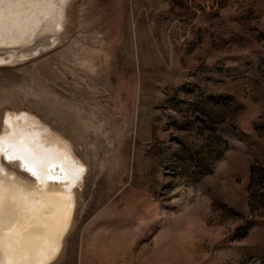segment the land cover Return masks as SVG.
Instances as JSON below:
<instances>
[{
	"label": "rangeland",
	"instance_id": "obj_1",
	"mask_svg": "<svg viewBox=\"0 0 264 264\" xmlns=\"http://www.w3.org/2000/svg\"><path fill=\"white\" fill-rule=\"evenodd\" d=\"M70 3L0 65V135L31 113L85 165L49 264H264V0Z\"/></svg>",
	"mask_w": 264,
	"mask_h": 264
},
{
	"label": "bare ground",
	"instance_id": "obj_2",
	"mask_svg": "<svg viewBox=\"0 0 264 264\" xmlns=\"http://www.w3.org/2000/svg\"><path fill=\"white\" fill-rule=\"evenodd\" d=\"M70 2L0 0V50L8 53L0 55V65L22 56L17 49L42 35H58ZM5 120L0 157L5 150L7 158L20 160L34 178L9 171L0 158V264H49L68 234L75 213L74 186L85 165L70 142L38 116L10 113Z\"/></svg>",
	"mask_w": 264,
	"mask_h": 264
},
{
	"label": "snow or ice",
	"instance_id": "obj_3",
	"mask_svg": "<svg viewBox=\"0 0 264 264\" xmlns=\"http://www.w3.org/2000/svg\"><path fill=\"white\" fill-rule=\"evenodd\" d=\"M33 174H35V173L33 172Z\"/></svg>",
	"mask_w": 264,
	"mask_h": 264
}]
</instances>
